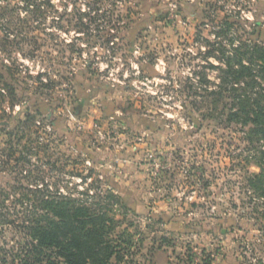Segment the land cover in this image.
Masks as SVG:
<instances>
[{
	"label": "rangeland",
	"instance_id": "obj_1",
	"mask_svg": "<svg viewBox=\"0 0 264 264\" xmlns=\"http://www.w3.org/2000/svg\"><path fill=\"white\" fill-rule=\"evenodd\" d=\"M227 18L264 40V0H0V264L43 192L114 217L120 264H264V140L196 92Z\"/></svg>",
	"mask_w": 264,
	"mask_h": 264
},
{
	"label": "trees",
	"instance_id": "obj_2",
	"mask_svg": "<svg viewBox=\"0 0 264 264\" xmlns=\"http://www.w3.org/2000/svg\"><path fill=\"white\" fill-rule=\"evenodd\" d=\"M235 24L244 30L243 34L253 36L262 26L257 23L253 31H248L239 21L227 18L219 29H214L215 40L205 39V42L210 46L207 57L220 62L218 65L209 62V67L218 70L220 83L216 87H201L202 91L196 92L210 101L209 115H203L205 118L216 113L226 115V122L245 129L250 142H261L264 140V40H241L243 35L235 34ZM200 74V82H210L204 72ZM32 118L28 114L23 123ZM260 153L258 162L262 171L252 173L249 181L264 196V150ZM33 204L21 222L16 223L26 238L12 255L11 264H120L124 259L122 243L111 237L115 218L102 207L86 205L62 193L45 192ZM2 220L15 224V220L5 216Z\"/></svg>",
	"mask_w": 264,
	"mask_h": 264
}]
</instances>
